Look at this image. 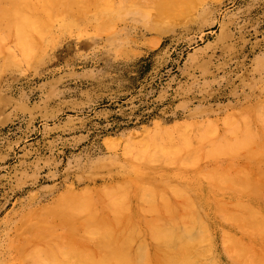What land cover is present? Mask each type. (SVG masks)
<instances>
[{"label": "rangeland", "instance_id": "374dc122", "mask_svg": "<svg viewBox=\"0 0 264 264\" xmlns=\"http://www.w3.org/2000/svg\"><path fill=\"white\" fill-rule=\"evenodd\" d=\"M20 1L23 2L20 6L25 5L24 0H16L14 3L16 5L13 6H18ZM28 1L32 7L26 8V5H23L27 10L23 6L22 8L24 11L33 10L32 13L29 11L31 14L26 11L24 13L29 15L27 17L32 15L30 20L31 22L33 19L36 20L33 21L36 27L33 28L32 34L24 31L27 37L25 36L24 39L21 37L22 42L20 35L24 29H20L23 24L22 26L19 24L26 15L22 16L23 10L19 7L20 12L17 7V12L22 13L21 18H18L19 13L15 20L14 18L12 20L16 21L18 18L20 22L11 23L10 20V24L7 20L9 16L14 15L10 12L14 13L15 10L10 4L13 0H0V264H32L33 257H39L38 260L45 258V249H49L45 242L50 245L61 244V241L70 244L69 242L72 241L70 237L77 235L71 234L67 239L66 235L69 234L67 232L76 231V234L81 235L80 229L77 233V228H80L81 224H78L77 228L72 224H76L77 220L78 223L83 222L80 221V214L78 211L68 209L70 203L67 205L65 203L67 201H63L69 196L78 197V195L81 202L75 198L77 202L71 203H75L74 206L82 203L83 212H79L83 216L85 213L84 217L88 211L94 215L97 210L99 215L97 213L95 215L98 218L104 215L107 219L109 217L112 219V212L113 218L134 217L132 220L136 219L134 223L143 232L139 231L142 234H138L140 236L134 244L132 243L131 250L145 248L142 250L145 254L149 252L150 262L153 263L157 258L154 253L156 244L149 235L147 221H152L151 218L155 219L159 209V213L162 210L159 216L168 213V210L159 206L155 197L153 198L155 192L163 191L164 199L170 203L171 208L175 209V211L173 209L176 213L174 215H178L179 211L182 213L185 211V198L179 196L183 199L180 200L172 194L170 188L166 189L167 182L191 185L197 196L199 198L202 196L199 208L204 211V217L208 220L205 221L204 218L208 225L206 227L208 241L205 244L210 250L205 255L208 264L254 263L249 260L264 264V234L260 235L264 227L261 233L259 230H254L256 235H253L254 231L249 233L246 228L244 230V227L243 229L240 227L244 226V223L238 221L237 223L236 220L231 222V217L230 219L227 217L230 215H225L228 212L233 214L235 204L239 201L254 206L258 218L262 214L264 216V196L260 194L264 188V151H262L264 150V133H262L264 132V0H202L195 6L197 9L192 10L195 12H190L191 14L181 18L183 21L174 24L172 17L171 20L165 18L163 22H155L153 13L155 5L151 0H128V2L127 0H96L93 7L91 5L93 1L89 0L91 2L89 3L87 0L91 5L92 10L88 8L90 11L84 10L87 5H85L86 0H79L80 3L77 2L76 6L82 8L76 12H73L76 3L74 0H70L74 3L72 8L69 0ZM34 1L38 8L34 7L36 6ZM106 1L107 5L103 6ZM26 4L30 5L28 2ZM151 9L152 13L149 12ZM8 12L11 15L10 13L9 16L6 15ZM78 14L81 15L78 17ZM44 22L46 24H43ZM108 22L112 27L108 26ZM6 23L13 27L7 28ZM15 25L20 27L19 32L18 29L14 32L17 28ZM45 25L47 27H44ZM48 27L50 31L47 30ZM40 29L47 32L41 40L37 32ZM33 33L35 35L37 33L38 37L33 36ZM29 34L38 41L25 40L35 39ZM15 42L18 45L26 43L28 46L25 45L26 48L22 44L19 48ZM31 42L37 45L34 47L36 54L33 52V47L31 48ZM24 49L26 51H23ZM24 53L28 54L25 56ZM25 58L26 60H23ZM27 60L30 62L27 63ZM234 131L251 139L250 146L252 144V147L255 146L253 150L246 147L248 150L242 149L231 157L225 154L211 155L218 141L235 137ZM185 136L189 138L188 146L181 145ZM260 148L261 152H259ZM254 151H257L255 157H253ZM257 155L259 157L256 158ZM243 171V175L239 174ZM231 173L237 180L242 179L245 186H242L239 180L241 187L237 190L235 187L233 190L232 184L226 185L225 188L221 186L219 188L223 187V189L220 190L218 186L206 180L211 174L231 176ZM124 182L128 184V192L119 188ZM207 184L211 189L210 193L202 188ZM246 184H250V187ZM229 188H232L231 192ZM245 188L249 189L245 191ZM140 190H145V197L143 196L142 199L145 205L137 198ZM105 191L109 194V198L105 196L108 195L104 193ZM100 193L101 195L104 193L105 197ZM206 194H210L208 199L212 198V201H206ZM218 196H222L220 199L224 200L218 199ZM120 197L125 198L123 207L125 211L123 210L122 216L119 211L118 213L111 211L113 199ZM219 200L224 204L226 201L223 207H227L221 208L224 204H220ZM58 201L65 207L58 206L59 203H56ZM86 202L88 206H92L91 210L87 205L84 207ZM129 204L131 211L128 210ZM138 205H142L143 209L150 208L153 214L151 215L152 212L149 210L144 212ZM102 206L106 209L100 212ZM60 207L61 210L65 208V212L62 211L64 214L67 212L65 215L59 212ZM85 208L89 209L85 211ZM140 209L149 219L143 216ZM163 210L166 212L164 213ZM56 212L57 214H54ZM172 212L169 210V213ZM70 214L74 217L78 214L77 220L73 217L74 219H69V221L74 220L71 223L61 222L67 215L71 216ZM223 214L231 221H225L224 217L222 219ZM166 216L160 217L164 223L171 218L169 215L168 218ZM60 217L63 218L58 220ZM92 217L91 215L88 218ZM84 219L88 221L87 218ZM255 219L259 222L263 221L264 217L263 219L262 216L260 219L255 217ZM157 220L159 219L154 221ZM178 223L180 228H176ZM182 223H175L177 224L175 228L177 230L182 228L181 231H184L186 227L181 226ZM175 224L172 226L174 227ZM69 226L72 231L69 230ZM117 226L119 225L114 227ZM117 228L120 230V227ZM62 230L69 231L63 236ZM196 230L192 231L193 236L198 235ZM64 237H66L65 241ZM82 237L77 236L78 239L76 237L73 239L76 244L78 243L77 246L82 248L85 246L86 249L92 247L94 254L97 253L96 249L100 251L96 239L85 240ZM225 237L235 238L238 243L242 240L241 245L244 247L241 246V254L236 255L234 247L233 249L226 247L228 240ZM26 238L30 239L29 243L33 244L36 241L38 244L34 243L36 246L32 247L26 242L28 241ZM33 238L38 240L31 242ZM143 238L146 240H142ZM249 238L251 240L247 241ZM140 240L143 244L147 242L142 245ZM94 242L97 247L91 245ZM137 242L143 247L138 246ZM74 243L71 244L75 245ZM82 243L84 246L81 245ZM25 246L27 249H23ZM40 246V249L44 250L42 253L41 250L39 251ZM31 248L35 251L33 252ZM148 249L151 251H147ZM90 251L88 249V254H92L93 251ZM85 252L87 253V250ZM243 252L246 258L243 257ZM20 253L26 262L20 257L21 255H18ZM99 253L101 255L100 251L96 256ZM26 257L30 260L27 261ZM234 257L235 259H232Z\"/></svg>", "mask_w": 264, "mask_h": 264}, {"label": "bare ground", "instance_id": "6f19581e", "mask_svg": "<svg viewBox=\"0 0 264 264\" xmlns=\"http://www.w3.org/2000/svg\"><path fill=\"white\" fill-rule=\"evenodd\" d=\"M25 2V5H26V8L27 7H29V6H31V4H30V2L28 1V0H24ZM40 1V0H39ZM70 1V0H69ZM73 1V0H72ZM89 1V0H88ZM91 1H93L92 2V7L94 6V2H96V0H91ZM98 1V0H97ZM133 1V0H132ZM131 1V2H132ZM152 2H153V5H155L154 7H155V9H154V12H153V10L151 9V10H149V12L151 11V13L153 12L154 13V19H155V22H163V20L165 19V18H169V20H171L170 19V17H172V19L175 21H173V24L174 23H176L177 21H179L180 22V20H182L181 18L183 17V16H186V15H189V14H191L192 12H195V11H192L194 8V10H196L197 9V7H195L196 5H198V3H200L202 0H151ZM218 1V0H217ZM16 2V0L14 1L13 0V2L12 3H10L12 6L13 5H16V4H14ZM26 2H28L30 5H28V4H26ZM71 2V1H70ZM69 2V4H70V7L72 8L73 7V5L72 4H74L75 2V9H74V11L73 12H76V11H78V10H81V8L79 7V6H76V4L78 5V3L77 2H79L80 3V1L79 0H74V3L73 2H71L70 3ZM127 2H128V0H127ZM136 2V1H135ZM135 2H134V4H135ZM149 2V1H148ZM204 2V1H203ZM23 2L22 1H20L17 5L18 6H13L14 8H15V10H16V8L18 7V9H19V7L23 10L22 11V13H24L27 9L23 6V5H21L20 6V4H22ZM32 3V2H31ZM47 3V2H46ZM58 3H60L59 1H58ZM66 3H67V1H66ZM65 3V4H66ZM89 3H91L90 1H89ZM107 3V1L105 2V4H103V6L104 5H107L106 4ZM34 4H36L35 3V1H34ZM82 4V3H81ZM87 4V5H86ZM96 4V3H95ZM101 4V3H100ZM133 4V3H132ZM133 4V5H134ZM146 4V3H145ZM33 5V4H32ZM57 5V4H56ZM64 5V4H63ZM85 5L87 6V8H86V6H85V8H84V10H87V11H90V9H91V5L90 4H88L87 3V0H86V3H85ZM131 5V4H130ZM137 5H139V4H137ZM150 5V4H149ZM202 5V4H201ZM22 6L24 7V9H26L25 11H24V9L22 8ZM102 6V7H103ZM140 6V5H139ZM32 7V6H31ZM30 7V8H31ZM34 7H37V4H36V6H34ZM39 7V6H38ZM37 7V8H38ZM64 7H65V5H64ZM69 7V8H70ZM77 7H79V9L77 8ZM90 7V9H88ZM100 7V6H99ZM125 7V6H124ZM147 7H149V6H147ZM200 7V6H199ZM4 8V7H3ZM13 8V9H14ZM66 8V7H65ZM68 8V9H69ZM101 8V7H100ZM130 8V7H129ZM133 8V7H132ZM134 8H135V6H134ZM9 9L11 10L12 8H11V6L9 7ZM46 9V8H45ZM99 9V8H98ZM128 9V8H127ZM131 9V8H130ZM136 9V8H135ZM143 9H145V8H143ZM14 10V13H13V11H10L12 14H14L13 16L11 15V13L10 12H8V14H6V15H8L9 16V13H10V15L11 16H9L10 18L8 19V18H6V19H8L7 21H9V23H10V20H12L13 18H14V20H15V18H16V16H18V14L21 12V10H20V12H17V10L15 11ZM62 10H64V9H62ZM92 10V9H91ZM30 11V9L28 10V11H26V13H28ZM31 11H33V10H31ZM30 11V12H31ZM70 11V10H69ZM83 11V10H82ZM87 11H83V12H87ZM148 11V10H147ZM2 12V11H1ZM29 12V14H31ZM191 12V13H190ZM16 13V14H15ZM22 13H20L19 14V16H18V18L20 19L21 18V14ZM26 13H24V14H22V16L23 15H26V18H24V19H22V20H20L19 21V19L17 18V20L16 21H14V20H12L11 21V23H17V22H20V26H22L21 24H23V26L20 28V27H17L18 25H15L17 28H16V30L14 31V32H16L17 31V29H18V32H19V30L20 29H22L23 31H21V35H20V39L22 40V42H23V39H24V37L26 36L27 37V35H25V33H28V32H30L31 34H32V31L35 29V27H36V25L33 23V21H36V20H32V22H31V16L32 15H30V17H27V16H29L28 14H26ZM35 13V12H34ZM37 13V12H36ZM42 13V12H41ZM80 13V12H79ZM99 14V13H98ZM118 14H119V12H118ZM3 15H4V13H3ZM70 15H73V13L71 14L70 13ZM81 15V14H80ZM79 14L77 15L78 17L80 16ZM67 16V15H66ZM83 16V15H82ZM35 17V16H34ZM67 17H69V16H67ZM2 18L4 19V17L2 16ZM29 18V19H28ZM84 18V17H83ZM117 18V17H116ZM153 18V17H152ZM26 19V20H25ZM35 19H37V18H35ZM75 19H76V17H75ZM149 19V18H148ZM152 20V19H151ZM188 20V19H187ZM186 20V21H187ZM154 21V20H153ZM183 21V20H182ZM144 22V21H143ZM4 23V22H3ZM10 23V24H11ZM93 23V22H92ZM150 23V22H149ZM172 23V22H171ZM43 24H46L45 22L43 23ZM102 24H104V23H102ZM101 24V25H102ZM107 24V23H106ZM109 24V25H108ZM108 26L109 27H112V25H110V23L108 22ZM6 25L8 26L7 28H9V29H11L13 26H9L7 23H6ZM14 25V24H13ZM39 25V24H38ZM101 25H99L100 27H102ZM105 25V24H104ZM107 25H106V27H107ZM151 25H153V24H151ZM150 25V26H151ZM155 25V24H154ZM163 25H165V23H163ZM176 25H178V23L176 24ZM180 25V24H179ZM25 27H26V29H25ZM39 27V26H38ZM44 27H47L46 25L44 26ZM50 27V26H49ZM48 27V31H50L49 28ZM105 27V26H104ZM104 27H102V28H104ZM20 28V29H19ZM29 28H31L32 30L30 31V29ZM34 28V29H33ZM97 28V27H96ZM95 28V29H96ZM13 29H15V28H13ZM29 29V30H28ZM42 29H46V28H42ZM66 29V28H65ZM107 29V28H106ZM26 30V32L24 33V31ZM38 30H39V28H38ZM37 30V32H38V36L40 37L39 39L41 40V37L42 38H44L45 36L44 35H46L45 33H47V32H45V30H44V32L40 29V31H41V33L43 34H40L39 35V33H40V31H38ZM97 30V29H96ZM102 30V29H101ZM28 31V32H27ZM36 31V30H35ZM34 31V32H35ZM23 32V33H22ZM98 32V31H97ZM100 32V31H99ZM105 32H106V30H105ZM104 33V32H103ZM107 33V32H106ZM31 34H29V35H31ZM4 35H5V33H4ZM35 35V33H33V36ZM8 36V35H7ZM32 36V35H31ZM32 36V37H33ZM35 36H37V33H36V35ZM37 36V37H38ZM21 37H23V39L21 38ZM2 38V37H1ZM9 38H10V36H9ZM33 38H35V37H33ZM17 39H19V38H17ZM36 39V38H35ZM35 39H30V38H28V39H25V40H31V41H38L37 39L35 40ZM154 40V39H153ZM156 40V39H155ZM154 40V41H155ZM17 41V40H16ZM18 41H20V40H18ZM17 41V42H18ZM27 41H25V42H27ZM152 41V40H151ZM159 40L157 39V42H158ZM3 42H5V41H3ZM8 42V41H7ZM21 42V41H20ZM13 43V42H12ZM16 43V42H15ZM29 43V42H28ZM32 43V42H31ZM40 43V42H39ZM17 44V43H16ZM23 44V43H22ZM21 43L18 45L17 44V47H19L20 48V45H22ZM30 44V43H29ZM35 44V43H34ZM34 44L32 43V46L31 45H29V46H31V48L33 47V52H35V54H36V52L37 51H34V47H36L37 45L35 44V46H34ZM24 46L25 45H27L26 43L25 44H23ZM40 45H41V43H40ZM40 45H38V46H40ZM154 45V44H153ZM13 46H16V45H13ZM28 46V45H27ZM26 47V46H25ZM18 48V50H22V48L21 49H19ZM27 48V47H26ZM30 48V49H31ZM38 48V47H37ZM17 49V48H16ZM37 50V49H36ZM48 50V49H47ZM9 51V50H8ZM23 51H26L25 49L23 50ZM28 51H30V50H28ZM32 52V51H31ZM25 54V53H24ZM28 54V53H27ZM27 54H25V56L27 55ZM32 54V53H31ZM30 54V55H31ZM34 53H33V55H35ZM1 55V54H0ZM22 56H23V54H22ZM29 56V55H28ZM32 56V55H31ZM33 57V56H32ZM24 58V57H23ZM10 60H12V59H10ZM23 60H26V58L25 59H23ZM28 61L30 62V60H27V63H28ZM16 63H18V62H16ZM21 64V63H20ZM259 109V108H258ZM262 109H263V107H262ZM261 109V110H262ZM260 110V111H261ZM255 112V110L253 111V113ZM236 113V112H235ZM241 113V112H240ZM247 113V112H246ZM256 113H257V111H256ZM258 113H260V112H258ZM242 114V113H241ZM245 114V113H244ZM252 114V113H251ZM246 115V114H245ZM238 116V115H237ZM234 117V116H233ZM232 117V118H233ZM252 117V116H251ZM259 117V116H258ZM262 117V116H261ZM229 118V117H228ZM230 119V118H229ZM253 119V118H252ZM264 119V118H263ZM250 120V119H249ZM262 120V119H261ZM237 121V120H236ZM227 122V121H226ZM253 122V121H252ZM254 123V122H253ZM253 123H251V124H253ZM257 123V122H256ZM200 124V123H199ZM198 124V125H199ZM234 124H235V122H234ZM258 124H261V122L259 123L258 122ZM214 125V124H213ZM212 125V126H213ZM238 125V124H237ZM245 125V124H244ZM249 125V124H248ZM190 126V125H189ZM188 126V127H189ZM262 126V125H261ZM201 127H203V126H201ZM227 127V126H226ZM238 127V126H237ZM245 127V126H244ZM243 127V128H244ZM253 127H256V126H253ZM199 128V127H198ZM207 128V127H206ZM209 128V127H208ZM261 128V127H260ZM189 129V128H188ZM192 129H193V127H192ZM202 129V128H201ZM210 129H211V126H210ZM214 129V128H213ZM262 129V128H261ZM261 129H259V130H261ZM180 130H181V128H180ZM194 130H195V128H194ZM187 131V130H186ZM197 131V130H196ZM228 131V130H227ZM246 131V130H245ZM244 131V132H245ZM262 131V130H261ZM160 132V131H159ZM163 132V131H162ZM193 132V131H192ZM201 132V131H200ZM214 132V131H213ZM253 132V131H252ZM251 132V133H252ZM175 133V132H174ZM186 133V132H185ZM189 133V132H188ZM195 133V132H194ZM233 133V132H232ZM246 133V132H245ZM260 133V132H259ZM262 133H264L263 131H262ZM163 134V133H162ZM203 134V133H202ZM246 134H248V133H246ZM250 134V133H249ZM255 134H256V131H255ZM195 135V134H194ZM199 135V134H198ZM226 135H228V134H226ZM234 135H235V137L233 138V136H231L232 137V139L231 138H224L223 140H220V141H218L216 144H215V147H214V149H213V151H211V155H220V154H225L226 156H234L236 153H238L240 150H242V149H246V150H248V149H251L252 148V150H253V148L255 147H252V145L250 146V144L252 143V140L251 139H249V138H247L246 136L244 137V136H241L240 134H239V132L238 131H234ZM252 135V134H251ZM258 135H260V134H258ZM146 136V135H145ZM144 136V137H145ZM200 136H202V135H200ZM207 136V135H206ZM248 136H250V135H248ZM165 137V136H164ZM178 137H180V136H178ZM227 137V136H226ZM230 137V136H229ZM250 137H252V136H250ZM150 138V137H149ZM183 138V137H182ZM197 138V137H196ZM195 138V139H196ZM254 138H256V137H254ZM199 139V138H198ZM175 140V139H174ZM181 140V139H180ZM179 140V141H180ZM191 140V139H190ZM193 140V139H192ZM203 140H204V138H203ZM203 140H201V142L203 141ZM257 140V139H256ZM194 141V140H193ZM260 141V140H259ZM259 141H257L258 143H259ZM156 142H158V141H156ZM175 142V141H174ZM188 142H189V138H187L186 136H185V138L183 139V142L181 143V145H187L188 146ZM196 142V141H195ZM173 143V142H172ZM199 143V142H198ZM143 144V143H142ZM200 144V143H199ZM256 144V143H255ZM140 145H141V143H140ZM204 145H205V143H204ZM204 145H203V147H204ZM261 145V144H260ZM168 146H171V145H168ZM175 146V145H174ZM197 146H199V145H197ZM249 146H250V148H249ZM119 147V146H118ZM163 147V146H162ZM172 147H173V145H172ZM192 147V146H191ZM190 147V148H191ZM246 147H248V149L246 148ZM147 148V147H146ZM166 148V147H165ZM178 148V147H177ZM185 149V148H184ZM208 150H210L209 148H207ZM179 150V149H178ZM187 150V149H186ZM251 150V151H252ZM145 151V150H144ZM155 151H157V149L155 150ZM154 151V152H155ZM159 151V150H158ZM201 151V150H200ZM245 151V150H244ZM262 151H264L263 149H262ZM150 152V151H149ZM191 152V151H190ZM242 152V151H241ZM255 152H257V151H254V153H253V155L254 154H256ZM259 152H261V148H260V151ZM143 154L145 153V152H142ZM156 153V152H155ZM159 153V152H158ZM176 153H178V152H176ZM205 153V152H204ZM208 153V152H207ZM245 153V152H244ZM133 154V153H132ZM160 154V153H159ZM183 154V153H182ZM184 154H186V153H184ZM259 154V153H258ZM263 154V153H262ZM131 155V154H130ZM152 155V154H151ZM156 155V154H155ZM166 155V154H165ZM170 155V154H169ZM202 155H205V154H202ZM210 155V154H209ZM252 155V156H253ZM259 155H261V154H259ZM132 156V155H131ZM167 157H168V155H166ZM238 156V155H237ZM240 156V155H239ZM263 156V155H262ZM152 157V156H151ZM222 157V156H221ZM253 157H255V155L253 156ZM257 157H259L258 155L256 156V158ZM153 158V157H152ZM164 158V157H163ZM202 158V157H201ZM209 158V157H208ZM214 158V157H213ZM239 158V157H238ZM261 158V157H260ZM263 158V157H262ZM132 159V158H131ZM142 159V158H141ZM140 159V160H141ZM205 159V158H204ZM218 159V158H217ZM264 159V158H263ZM143 160V159H142ZM157 160V159H156ZM195 160V159H194ZM205 160H207V159H205ZM219 160V159H218ZM177 161V160H176ZM130 162V161H129ZM142 162H144V161H142ZM200 162H203V160L201 161L200 160ZM154 163V162H153ZM175 163V162H174ZM191 163V162H190ZM193 164H194V162H193ZM136 165V164H135ZM171 165V164H170ZM178 165V164H177ZM196 165V164H195ZM198 165V164H197ZM240 166H241V164H240ZM246 166V165H245ZM244 166V167H245ZM255 166V165H254ZM220 167V166H219ZM218 167V168H219ZM241 167H243V166H241ZM170 168V167H169ZM242 169V168H241ZM211 170H213V169H211ZM223 171V170H222ZM239 171V170H238ZM247 171V170H246ZM245 171V174L247 175V172ZM261 171V170H260ZM111 172V171H110ZM207 172V171H206ZM213 172V171H212ZM215 172V171H214ZM225 172V171H224ZM224 172H221V173H224ZM248 172H250V171H248ZM226 173V172H225ZM237 173H239V172H237ZM236 173V174H237ZM210 174V173H209ZM219 174H220V172H219ZM228 174V173H227ZM234 174H235V171H234ZM239 174H244V171H243V173H239ZM238 174V175H239ZM234 176L235 175H233V177H232V173H231V176L230 175H226V174H222V175H214V174H211V175H209L208 176V178H206V180L208 181V182H210V183H212V184H214V185H216V187L217 188H219V187H221V186H224V188H225V186L226 185H230V184H232V186H230V187H232L233 188V190H234V187L236 188V190L238 189V187H241L240 186V182H239V180H237L236 178H234ZM245 176V175H244ZM263 176V175H262ZM258 178V177H257ZM248 181H250L249 179H247ZM204 181V180H203ZM237 181V182H236ZM241 181V184H242V186H245L243 183H242V179L240 180ZM246 181V180H245ZM250 183H252V181H250ZM208 185V184H207ZM202 186V188H205V190L207 189V193H210V190L211 189H209L208 187H209V185L208 186ZM246 185H248V184H246ZM127 186H128V184L127 183H123V184H121L120 185V187L119 188H121V189H123L124 191L126 190L127 192L129 191L128 190V188H127ZM249 187H250V184L248 185ZM165 187H166V189H171V191H172V194H174L175 196H177L178 198H179V196H181V197H183V199L185 198V201H184V203H185V211L182 213L181 211H179V214L178 215H174V211H175V209H174V207H172L171 208V206H170V203L167 201V200H165L164 199V197H163V191L161 190V191H159V190H157L156 192H155V196H153V198L155 197V200H156V202L158 203V204H160L159 206H163V208H165L166 209V211L168 210V213L167 214H162V216L164 217V215H169V217H171V218H168L167 216V218H168V220L166 221V223H164V222H162V218H160V217H162V216H159V215H161V213H162V210H161V213H159L160 212V209H159V211H157L158 212V214H156L155 215V219H159V220H157V221H154L155 219L154 218H151L152 219V221L151 220H148L147 222H148V224H147V227H148V232L150 233L149 235L153 238V242H155V250H154V253L156 254V259H154V261H153V263H151L150 262V258H149V252H147L146 254L144 253V251L142 250V249H145V248H142L143 246L142 245H144L142 242L143 241H139V242H141L142 243V245H140L141 243H139V242H137V245L139 246H142L141 248V250L139 249V247H138V249L139 250H135V249H133V250H131V246L134 244V241L137 239V238H139L138 236H140V235H138L140 232H143V231H140L139 230V228H138V226L134 223V221L136 220H132L133 218H131V216H125V218H123L122 217V219L120 218V219H118L120 216H118V214H117V216L118 217H114L113 218V212H112V219H109L110 217H109V213H111L110 212V210L109 209H107L108 211H109V213L107 214V213H105L106 215H108V219L106 218V216H104V215H102V216H99L100 218H98V216H96L95 215V213H97L98 215H99V210H97V211H95L94 212V215L96 216H94L93 215V213H89V211H88V213H87V215H86V217H84L85 216V213H84V216H83V214L82 213H80L81 211L83 212V210H82V203L81 204H78L79 206H77V208H76V206H74L75 205V203L74 202H77V200L75 199V198H78V201L79 202H81V200H79L80 198H79V195H78V197H68V199H64V198H66L65 196H64V200L63 201H67V202H65L67 205V207H68V209H72V210H74V211H78V214H80L79 215V217H80V221H85V219L83 220V218H87L86 220H88V221H85L84 223L83 222H81V223H78L79 222V220H77V218H78V214L74 217L73 215H71V214H73V213H71L67 208V211L68 212H70L71 214V216H69L68 217V215H67V217H68V219L66 220V218H64L61 222H65V223H71V221L73 222L74 220H77L75 223L77 224H74V223H72L76 228H77V226L79 227V225L78 224H81L80 225V228H77L78 230H77V233L79 232V229H80V233H81V235H78V234H76V231H75V233H73V232H67V231H69V230H71L70 229V226L68 227L69 228V230H66V231H64L63 232V230H62V232L61 233H63L62 235L64 236L65 234H67V233H69L68 235H66V237L68 236V237H70L71 236V234L72 235H77L78 236V238H79V236L80 237H82V235H83V237L85 238V240L86 239H96L95 241L97 242V244H98V248H99V250L101 251V255H100V253H99V255L98 256H96L97 255V253L98 252H100V251H98L97 249H96V254H94L95 253V251H94V248L93 249H91L92 247H87V249L86 248H84L85 246L83 245V243L81 244L82 246H84L83 248L85 249V251L87 250V253L83 250V248L80 246L79 247V245L77 246V244H76V241H74L73 239L76 237L77 238V236H72V237H70L71 239H72V241L73 242H75L74 244L76 245H72L73 244V242L72 241H70L69 243L71 244H68V243H65V242H63L62 243V241H61V244H54V245H57L56 247H53L54 245L53 244H51L50 245V243L48 244V242H45V240L43 241V242H45V243H47V247L49 248V249H45V255H44V257L45 258H43V259H40V260H38V258L39 257H33V261H32V258H31V256H30V258H31V261L34 263H36V264H208V262H207V260H206V258H205V255H207L208 254V252H210V250L209 249H207L206 247H205V244L207 243V241H208V235H207V228L206 227H208V225H206L207 223L205 222L207 219L204 217L205 215V213H204V211L203 210H201L199 207H200V203H201V198H202V196H201V198H199L198 196H197V193H196V191H194V188L191 186V185H184V184H181V183H170V182H167V184H165ZM212 187V186H211ZM261 187V186H260ZM107 188V187H106ZM201 188V187H200ZM228 188V187H227ZM232 188L229 190L230 192H231V190H232ZM88 189V188H87ZM216 189V188H215ZM220 189V188H219ZM222 189H223V187H222ZM222 189H220V190H222ZM244 189V188H243ZM247 189H249V188H247ZM246 188H245V191L247 190ZM253 189V188H252ZM227 190V189H226ZM225 190V191H226ZM240 191H241V189H239ZM238 190V191H239ZM250 190H251V188H250ZM255 190V189H254ZM71 191V193H74V192H72V190H70ZM99 191V190H98ZM104 191V190H103ZM106 191H107V189H106ZM104 192V193H107V192ZM115 191V190H114ZM138 191V190H137ZM167 191V190H166ZM216 191V190H215ZM224 191V190H223ZM228 191V190H227ZM237 191V192H238ZM239 191V192H240ZM243 191V190H242ZM241 191V192H242ZM89 192V191H88ZM100 192V191H99ZM120 192V191H119ZM131 192V191H130ZM133 192H135V191H133ZM229 192V193H230ZM236 192V193H237ZM238 192V193H239ZM257 191H255V193H256ZM262 192H264V188H262V191H261V193L260 194H262V196H264L263 194L264 193H262ZM70 192H69V194H71ZM103 193V194H104ZM144 193H145V190H140L138 193H137V198L140 200V203L143 201L142 199H144L143 198V196L145 197V195H144ZM154 193V192H153ZM237 193V194H238ZM76 194V193H75ZM86 194V193H85ZM102 194V195H103ZM108 194V193H107ZM114 194H116V192L114 193ZM114 194H112L113 196H114ZM126 194V193H125ZM168 194V193H167ZM226 194V193H225ZM232 194V193H231ZM246 194H248V193H246ZM260 194H258V195H260ZM81 195V194H80ZM100 195H101V193H100ZM101 195V196H102ZM170 195V194H169ZM209 195L210 194H206L205 195V199H206V201H209L210 202V200L212 201V198H210V200L208 199V197H209ZM82 196V195H81ZM87 196V195H86ZM90 196H91V193H90ZM104 196V195H103ZM102 196V197H103ZM106 197H108L109 196V194L108 195H105ZM104 196V197H105ZM121 196H122V194H121ZM89 197V196H88ZM126 197V196H125ZM129 197V198H128ZM128 199H130V196L128 195ZM147 197V196H146ZM171 197V196H170ZM219 197V196H218ZM100 198V197H99ZM99 198H98V200H99ZM109 198V197H108ZM107 198V199H108ZM136 198V197H135ZM136 198V199H137ZM148 198V197H147ZM152 198V199H153ZM220 198H222V196L221 197H219L218 199H220ZM229 198V197H228ZM232 198V197H231ZM241 198H242V196H241ZM82 199H83V197H82ZM88 199H90V197L88 198ZM101 199V198H100ZM111 199H112V197H111ZM110 199V200H111ZM127 199V200H128ZM173 199V198H172ZM180 200H183V199H181V198H179ZM249 199V198H248ZM60 200V199H59ZM84 200H85V198H84ZM126 200V201H127ZM151 200V199H150ZM155 200H153V201H155ZM170 200H171V198H170ZM176 200H178V199H176ZM199 200V201H198ZM215 200V199H214ZM217 200V199H216ZM220 200H224V199H220ZM219 200V202H220V204H224V203H221L222 201H220ZM236 200H238V198L236 199ZM247 200V199H246ZM61 201V200H60ZM72 201H74L73 203L74 204H72L71 202ZM85 201H87V200H85ZM85 201H83L84 203H85ZM93 201V200H92ZM102 202L104 201V200H101ZM107 201V200H106ZM124 201H125V198H122V197H120V198H114L113 199V202H112V210L111 211H114V212H116V213H118V211L120 212V215L122 214V212H123V207H124ZM135 201V200H134ZM145 201V200H144ZM179 201V200H178ZM205 201V202H206ZM228 201V200H227ZM89 203H92V202H90V201H88ZM132 202V201H131ZM130 202V203H131ZM182 202V201H181ZM217 202V201H216ZM219 202H217V203H219ZM230 202V201H229ZM242 202H245V201H242ZM56 203H59L58 204V206H60V205H62L61 204V202H56ZM63 203V202H62ZM87 203V202H86ZM96 203H97V200H96ZM126 204H127V202H125ZM178 203V202H177ZM72 204V205H71ZM142 204H146V203H143L142 202ZM176 204V203H175ZM225 204H226V201H225ZM225 204L224 205H222L221 206V208L223 207V206H225ZM250 204V203H249ZM86 205H87V207H89L90 208V210H91V207L92 206H88L89 204L87 203V204H85V206L84 207H86ZM91 205V204H90ZM106 205H108V204H106ZM148 205V204H147ZM146 205V206H147ZM150 205V204H149ZM148 205V206H149ZM152 205H154V204H152ZM151 205V207L153 208V206ZM156 205V204H155ZM178 205V204H177ZM176 205V206H177ZM180 205V204H179ZM182 205V204H181ZM227 205H230V203L228 204L227 203ZM256 205V204H255ZM259 205V204H258ZM257 205V206H258ZM57 206V207H58ZM63 206V205H62ZM109 206V208L111 207L110 205H108ZM107 206V207H108ZM128 206V205H127ZM126 206V207H127ZM139 206V205H138ZM142 206V205H141ZM141 206H139V208L141 207ZM145 206V207H146ZM53 207V206H52ZM63 207H65V206H63ZM70 207V208H69ZM104 207H106L105 205H104ZM104 207L102 206V208H100V210L102 209V211H100V212H103L105 209H104ZM182 207V206H181ZM227 207V206H226ZM226 207H223V208H226ZM254 207V206H253ZM251 205H248V204H243V203H240L239 201H237L236 202V204H235V210L234 211H232L233 212V214L231 213V212H228L227 214L225 213V215H230V216H227L228 218L229 217H231V219H232V221L231 220H229V219H227V218H225L224 217V214H223V216H222V219H224L225 218V221H228V222H235V220H236V222L238 221L239 223H244V226H240L241 228L242 227H244V230H245V228L247 229V232H249V233H251V232H253L254 230H259V233H261V231H262V228L264 227V219H263V214L261 215L262 216V219H263V221L262 220H260L259 222H257V221H255L256 219H255V217L257 218V219H260L261 218V216H260V214H259V218L256 216L257 214H258V212L253 208ZM55 208V207H54ZM59 208V207H58ZM57 208V209H58ZM89 208H85L86 210L85 211H87ZM138 208V209H139ZM179 208H180V206H179ZM255 208H256V206H255ZM260 208V207H259ZM65 209V208H64ZM61 210V207H60V210H59V212L61 211H63V212H65V210ZM125 209H127V208H125ZM130 209V204H129V207H128V210ZM141 209L142 210H144V212L146 211H148L149 210V212H152V213H150L151 215L153 214V211H151V209L150 208H145V209H143L142 207H141ZM141 209H140V211H141ZM173 209H174V211H173ZM214 209H215V207H214ZM45 210V209H44ZM57 210V211H58ZM122 210V211H121ZM136 210V209H135ZM156 210V209H155ZM154 210V211H155ZM169 210H171V212L172 213H169ZM225 210H227V209H225ZM233 210V209H232ZM46 211H49L50 212V210H46ZM73 211V212H74ZM80 211V212H79ZM125 211V210H124ZM129 211H131V209L129 210ZM140 211H138V212H140ZM165 211V212H166ZM178 211V210H177ZM62 212V214H64ZM93 212V211H92ZM126 212H128L127 210H126ZM136 212V211H135ZM144 212H142L141 211V213H143V216L145 217V218H148L147 216H145V214H144ZM163 212H164V210H163ZM164 212V213H165ZM67 213V212H66ZM65 213V214H66ZM156 213V212H155ZM229 213H231V214H229ZM51 214V213H50ZM54 214H57V212L56 213H54ZM64 214V215H65ZM88 214H90V215H88ZM125 214V213H124ZM133 214V213H132ZM171 214V215H170ZM176 214V213H175ZM181 214H183V215H181ZM75 215V214H74ZM93 216L92 218H88L89 216ZM138 215V214H137ZM141 215V214H140ZM220 215V214H219ZM218 215V216H219ZM57 217H59V215H56ZM81 216H83V217H81ZM88 216V217H87ZM114 216H116V214L114 215ZM122 216V215H121ZM76 218V219H74V218ZM139 217H141V216H139ZM154 217V216H153ZM156 217H158V218H156ZM224 217V218H223ZM44 218V217H43ZM61 218H63V217H60V219H58V218H56V220L58 219V220H61ZM74 219V220H71V221H69V219ZM136 218V217H135ZM137 218H138V216H137ZM143 218V217H142ZM141 218V219H142ZM166 218V219H167ZM204 218H205V221H204ZM149 219V218H148ZM218 219V218H217ZM220 219V218H219ZM55 220V221H56ZM144 220V219H143ZM142 220V221H143ZM146 220V219H145ZM161 220V221H160ZM241 222H240V221ZM150 221V222H149ZM159 221V222H158ZM208 221V220H207ZM54 222V221H53ZM60 222V223H61ZM144 222V221H143ZM146 222V221H145ZM177 222H183L182 223V225L181 226H184V228L186 227V229L184 230V231H181V229H179V230H177L176 228H178L179 226H180V224L176 227V225L177 224H175V223H177ZM237 222V223H238ZM136 223H138V222H136ZM173 224H175L174 225V227L172 226ZM223 224V223H222ZM225 224V223H224ZM234 224V223H233ZM44 225H47V224H44ZM65 225V224H64ZM116 225H119V226H117V227H120V230L117 228V227H114V226H116ZM144 225H146V223H144ZM170 225H171V227H170ZM218 225H220V224H218ZM238 225H240V224H238ZM242 225V224H241ZM60 227H61V225H59ZM66 226V225H65ZM139 226H141V224L139 225ZM230 226V225H229ZM236 226H237V224H236ZM62 227H64V226H62ZM176 227V228H175ZM238 228H239V226H237ZM237 227H236V229L235 230H237ZM67 228V229H68ZM72 228H74V227H72ZM180 228V227H179ZM222 228V227H221ZM35 229V228H34ZM33 229V230H34ZM42 230H43V228H41ZM116 229H118V230H116ZM195 229H197L196 231H198V235L197 236H193L194 234L192 233V231L194 230V232H195ZM243 229V228H242ZM241 229V230H242ZM41 230V231H42ZM234 230V231H235ZM240 230V231H241ZM44 231V230H43ZM72 231V230H71ZM140 231V232H139ZM215 231H217V230H215ZM223 231V230H222ZM229 231V230H228ZM34 232H36V231H34ZM67 232V233H66ZM225 233H227L226 231H224ZM255 232V231H254ZM253 232V233H254ZM79 233V234H80ZM241 233H242V231H241ZM258 232H257V235L259 234ZM48 234V233H47ZM140 234H142V233H140ZM193 234V235H192ZM209 234H211V233H209ZM245 234V233H244ZM264 234V230L262 231V234H260V235H263ZM26 235H28V233L26 234ZM40 235H41V233H40ZM59 235V234H58ZM70 235V236H69ZM147 235V234H146ZM224 235V234H223ZM222 235V236H223ZM226 235V234H225ZM228 235V234H227ZM249 235V234H248ZM253 235H256V232L253 234ZM252 235V236H253ZM44 236V235H43ZM42 236V237H43ZM63 236H60V237H63ZM233 237L235 236V235H232ZM20 237H22V236H20ZM28 237V236H27ZM36 237H37V235H36ZM66 237H64V241H65V239H66ZM68 237H67V239H68ZM82 237V238H83ZM87 237V238H86ZM151 237H149V238H151ZM249 237V236H248ZM251 237V236H250ZM32 238V237H31ZM50 238V237H49ZM52 238V237H51ZM53 238H55V237H53ZM77 238V239H78ZM27 239V238H26ZM41 239V238H40ZM39 239V240H40ZM59 239V238H58ZM225 239H227L228 240V245L229 244H232L233 246H231V245H227V243L225 244V245H227L226 247H232V249H233V247H234V250H235V254L237 255V254H241V248L242 247H244L243 245H241V243H242V240L238 243V241H237V239H235V238H232V237H230V238H227V237H225ZM225 239H224V241H225ZM255 239V238H254ZM28 240V239H27ZM30 240V239H29ZM29 240L28 241H26V242H28L29 243ZM34 240H38V238H33V240H31V242L32 241H34ZM85 240H83V241H85ZM142 240H146V239H142ZM151 240V239H150ZM149 239H148V241H150ZM239 240V239H238ZM249 240H251L250 238L247 240V241H249ZM48 241V240H47ZM50 241V240H49ZM54 241H56L55 239H54ZM68 241V240H67ZM66 241V242H67ZM236 241H237V243H236ZM51 242V241H50ZM57 242V241H56ZM58 242H60V240L58 241ZM80 242H81V239H80ZM21 244H22V242H20ZM19 243V244H20ZM34 243H37L36 241H34L33 242V244L32 243H29L30 245H32V247H35L36 246V244L34 245ZM52 243V242H51ZM54 243V242H53ZM89 243H91V242H89ZM95 243V242H94ZM91 244V245H94L95 247H97L96 245V243L95 244ZM133 243V244H132ZM139 243V244H138ZM24 244V243H23ZM38 244V243H37ZM84 244H86V243H84ZM244 244V243H243ZM249 244V243H248ZM24 245H26V244H24ZM34 245V246H33ZM44 245V244H43ZM43 245H41L42 247H43ZM88 245V244H87ZM90 245V244H89ZM147 245V244H146ZM150 245H151V243H150ZM153 245V244H152ZM153 245V246H154ZM26 246H29V245H26ZM23 247V249L24 248H26L27 249V247ZM38 246V245H37ZM41 246L39 247V251L42 253L44 250H43V248L42 249H40L41 248ZM51 248H50V247ZM212 246V245H211ZM242 246V247H241ZM75 247H77V248H75ZM79 247V248H78ZM148 247H150V246H148ZM29 248V247H28ZM82 248V249H81ZM134 248H135V246H134ZM32 249V248H31ZM88 249H90L91 251H93L92 252V254H94V255H92V254H88ZM231 248H230V250H232ZM247 249V248H246ZM33 250V249H32ZM37 251H38V249H36ZM43 250V251H42ZM82 250V251H84V252H80V251ZM244 250V249H243ZM28 251H29V249H28ZM28 251H27V254H28ZM35 250H33V252H34ZM90 251V252H91ZM147 251H151V250H147ZM226 251H228V250H226ZM22 253H24V251H21ZM32 252V251H31ZM22 253H20V254H18V255H21ZM36 253V252H35ZM41 253H40V255H41ZM228 253H230V252H228ZM232 253V252H231ZM234 253V252H233ZM247 254L249 253L248 251L246 252ZM37 254H39V252H37ZM148 254V255H147ZM227 254V253H226ZM264 254V253H263ZM24 255H26V253H24ZM231 255V254H230ZM235 255V256H236ZM243 257H245L244 256V252H243ZM260 255H261V253H260ZM146 256H148V257H146ZM209 256H210V254H209ZM212 256V255H211ZM262 256V255H261ZM19 257V256H18ZM17 257V258H18ZM23 260H24V262H26L25 261V258H23V256L21 255L20 256ZM25 257V256H24ZM43 257V256H42ZM41 257V258H42ZM230 257V256H229ZM232 257V256H231ZM250 257H253V256H250ZM250 257H248L247 259L249 260V258ZM16 258V259H17ZM20 258V259H21ZM149 260H148V259ZM155 258V257H154ZM242 258V257H241ZM241 258H239V259H241ZM246 258V257H245ZM245 258H243V260L245 259ZM19 259V258H18ZM28 259V257H26V260ZM212 259V258H211ZM216 259V258H215ZM232 259H235V257L234 258H232ZM251 259H254V258H251ZM28 260H30V259H28ZM27 260V261H28ZM143 260H145V261H143ZM247 260V261H248ZM21 261V260H20ZM149 261V263H146V262H148ZM242 261V260H241ZM251 263H253V264H255L256 262V260L254 261V260H249ZM258 261V260H257ZM23 262V263H24ZM243 262V261H242ZM21 263V262H20ZM28 263V262H27ZM32 263V264H33ZM34 263V264H35ZM214 263H216V261L214 262ZM246 263V262H245ZM29 264V263H28ZM242 264H244V262L242 263ZM247 264V263H246ZM250 264V263H249ZM256 264H258V263H256ZM261 264V263H260Z\"/></svg>", "mask_w": 264, "mask_h": 264}]
</instances>
